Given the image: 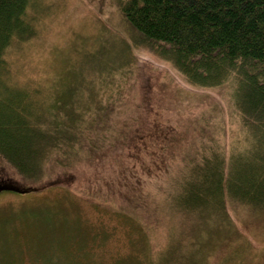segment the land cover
<instances>
[{"label":"trees","instance_id":"obj_1","mask_svg":"<svg viewBox=\"0 0 264 264\" xmlns=\"http://www.w3.org/2000/svg\"><path fill=\"white\" fill-rule=\"evenodd\" d=\"M121 8L134 44L169 62L189 85L232 84L245 148L226 150L206 141L200 150L164 143L158 150L149 102L113 124L107 122L112 104H97L91 117L67 104L71 100L49 110L38 86L10 77L6 59L39 33L37 16L30 15L42 11L39 0H0V160L12 171L0 178V192L58 191L53 206L0 217V264H88L113 237L101 211L94 226L79 208L97 207V197L123 202L114 216L126 226L135 253L131 229L142 228L141 246L150 249L144 232L150 226L142 218L160 207L165 214L205 216L218 225L230 221L235 205L264 221V0H126ZM107 124L111 136L101 131ZM86 167L94 173L76 183V173ZM173 237L162 251L144 257L146 264H204L194 261L195 250L180 260ZM201 246L196 251L202 253Z\"/></svg>","mask_w":264,"mask_h":264},{"label":"rangeland","instance_id":"obj_2","mask_svg":"<svg viewBox=\"0 0 264 264\" xmlns=\"http://www.w3.org/2000/svg\"><path fill=\"white\" fill-rule=\"evenodd\" d=\"M125 1L39 0L42 11L30 12L37 16L39 33L7 53L10 77L18 84L38 86L49 110L71 100L67 104L91 117L97 104H112L107 120L111 124L114 119H129L134 116L136 105L149 102L148 118L156 126L151 128V138H159L158 150H162L161 143L167 148L200 150L206 141L226 150L244 149L245 135L234 112L232 84L215 88L191 86L169 62L135 45L122 16ZM107 125L101 131L111 136L113 126ZM0 168V178L5 180V174L12 171L1 160ZM85 169L76 173V183H83L94 173L92 167ZM87 173L90 176L86 177ZM102 174L108 176V171ZM146 187L151 189L149 184ZM57 192H0V217H16L14 212L20 209L43 204L53 206ZM104 200L93 199L97 207L79 206L94 226L101 211L103 220L112 228L113 237L104 241L103 252L88 264H146L144 257L162 251L172 235L174 241H179L183 262L185 254L195 250L197 263L205 260L204 264H264V221L252 219L241 206L232 205L230 221L224 218L217 221L218 225L205 216L165 214L160 207L154 215L142 218L150 226L144 231L150 249L141 246L142 228L129 230L137 255L129 250L126 226L120 223L119 216H114L123 210V202ZM200 241L201 247L205 246L202 253L201 248L196 251Z\"/></svg>","mask_w":264,"mask_h":264}]
</instances>
